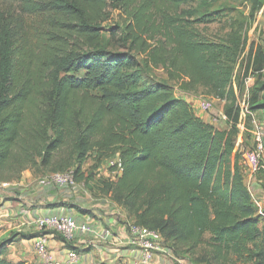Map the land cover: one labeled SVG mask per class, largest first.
I'll use <instances>...</instances> for the list:
<instances>
[{"label":"trees","instance_id":"1","mask_svg":"<svg viewBox=\"0 0 264 264\" xmlns=\"http://www.w3.org/2000/svg\"><path fill=\"white\" fill-rule=\"evenodd\" d=\"M10 1L20 12L0 16V182L18 181L26 170L34 178L72 170L90 192L82 164L91 156L98 171L116 156L120 173L110 167L98 184L127 223L157 231L189 264L177 246L207 248L201 260L264 264V217L243 164L255 140L246 123L236 144L243 112L234 91V83L240 91L253 79V98H264V47L248 44L261 1L252 0L247 21L225 42H211L192 26L214 20L210 13L189 9L183 19L176 12L191 0H109L128 14L126 34L145 62L161 63L180 89L206 87L224 102V128L204 122L167 84L142 82L132 57L97 46L108 0ZM35 14L48 17L49 40L36 55L24 17ZM157 36L163 39L154 46ZM82 44L94 50L82 52ZM19 234L0 240V264H31L3 257ZM39 234L75 251L55 231L37 230L33 238Z\"/></svg>","mask_w":264,"mask_h":264},{"label":"rangeland","instance_id":"2","mask_svg":"<svg viewBox=\"0 0 264 264\" xmlns=\"http://www.w3.org/2000/svg\"><path fill=\"white\" fill-rule=\"evenodd\" d=\"M263 4L262 9L257 13L255 18V25L253 30L248 32V44L253 41L260 43L264 47V0H260ZM19 2L10 0H0V16H8L9 14H18L20 12ZM255 5L252 0H191L186 4L181 5L176 11L183 19L187 18L186 11L189 9H197L200 14L210 13L214 20L208 23L200 22L192 24L194 30L199 34L201 39L211 42H225L227 36L231 33V30L238 27L243 22L247 21L248 16ZM26 28L28 31L29 48L31 54H38L43 49H46V44L49 42L45 30L48 28V17L43 14L25 15ZM160 20V17L157 18ZM192 19V18H190ZM128 24V14L122 9L119 4L113 2H107V7L104 13L102 22L99 29V41L98 47H102L110 53L127 54L132 57L137 65L135 71L139 73L142 82L147 83H165L171 87L174 94L185 96L189 101L192 98L206 99L212 102L213 108L209 114H217L218 110L224 105V102L217 99L211 94L206 87L196 86L192 90H183L179 88V81L174 78H169L166 75L164 66L161 63L154 64L153 62H145L139 52L134 48L130 37L126 34V25ZM163 39L161 36H157L154 41V46H157V42ZM45 43V44H44ZM153 45V41L150 42ZM167 49V48H166ZM94 50V47H88L84 44L81 45L80 51L89 52ZM17 68H20L17 66ZM253 79L246 80L243 88L238 91L234 83V91L239 106L243 112V120L240 124L242 131L244 125L249 126L251 137L254 131V122H259L264 129V98L255 100L253 98ZM179 95V96H180ZM261 96L263 94H260ZM191 102V101H190ZM262 107V108H260ZM218 127H222V121L217 122ZM239 126V129L241 128ZM241 131V132H242ZM250 137V142L252 138ZM94 161L92 157H88L82 164L84 176L90 180V192L83 189L80 184V188L75 187L73 191L72 187H67L69 195L73 199H82L84 203L93 205V208H99V205H105L108 202L106 195L100 190L98 179L100 177H108V168L98 170L93 168ZM112 176V175H111ZM39 177H22L20 176L18 181L8 182L9 185L3 186L0 182V195L4 202L8 197L14 198L20 195L21 187L19 184L23 182L27 185V191H34V189H40L38 179ZM23 181H22V180ZM54 190V189H53ZM92 190V191H91ZM27 191H22V194H28ZM10 193V195H8ZM15 199V198H14ZM2 208V207H1ZM0 208V209H1ZM21 237L26 235L21 232ZM25 235V236H23ZM177 250L181 255H184L192 264H224L221 261H212L210 256H206V260H201L207 248L199 246L197 248H185V246H177ZM199 259V260H198ZM189 264L188 261H186ZM176 264V261L174 262ZM185 264V263H184Z\"/></svg>","mask_w":264,"mask_h":264},{"label":"crops","instance_id":"3","mask_svg":"<svg viewBox=\"0 0 264 264\" xmlns=\"http://www.w3.org/2000/svg\"><path fill=\"white\" fill-rule=\"evenodd\" d=\"M180 95V94H179ZM183 97L191 104L195 114L200 117L204 122L211 123L207 114L200 111L199 100L200 98H192L190 101ZM217 113L223 114V109L218 110ZM222 121V120H221ZM223 126L225 123L222 121ZM218 125V124H217ZM242 126V125H241ZM240 126V127H241ZM242 127L237 140L240 141ZM264 161V152H263ZM245 165V175L247 177V185L249 191L254 199V202L259 212L264 217V172L251 173L243 158ZM105 165L98 170H103ZM33 176L29 170L22 173L21 178ZM33 179H35L33 177ZM22 180V179H21ZM23 181V180H22ZM21 187L20 195L18 197H8L4 202L0 195V240L9 237L12 233H20L17 235L15 242L9 246L4 253L3 257L11 262L25 261L31 264H37V258L33 248V233L37 231L34 226L27 223L30 216L38 214H51V213H73L75 217L82 221L88 216L81 215L75 209L68 207L66 204L69 202L76 204L78 207L92 211L96 217L93 219L95 224L99 227H109L112 230L113 237L107 241H101L93 235L76 234L72 239L70 245L74 248L75 252L79 255V262L81 264H132L138 257V251L134 249L129 243V234L126 228L127 217L126 211L117 207L113 203L99 205V208H93L88 203H84L82 199H73L65 189L53 190L49 188L34 189V191H27V185L23 182L19 184ZM22 191H27L28 194H22ZM10 195V193L8 194ZM11 196V195H10ZM54 203H62L54 204ZM23 212H26L25 215ZM23 232L25 235H32L31 238H21ZM49 250L52 255L61 259L67 252V246L53 235H49L48 239ZM187 264L186 260L180 259L176 264ZM149 264H164L160 257L155 258Z\"/></svg>","mask_w":264,"mask_h":264},{"label":"built area","instance_id":"4","mask_svg":"<svg viewBox=\"0 0 264 264\" xmlns=\"http://www.w3.org/2000/svg\"><path fill=\"white\" fill-rule=\"evenodd\" d=\"M249 80V79H247ZM200 111L207 114L209 120L216 124L223 120V114H209L213 108L211 101L206 99L199 100ZM254 122L253 137L255 146L251 150H247L243 154L244 162L251 173H255L260 169H264L263 152H264V129L259 122ZM239 143L237 140L236 144ZM106 168L114 167V174L121 171V160L119 157H113L104 164ZM39 188L65 189L72 187L80 188V184L76 183L73 177L72 170L66 172H56L38 179ZM3 186L9 185L8 182H3ZM83 186V184H81ZM105 204H110L106 202ZM27 215L26 212H23ZM27 220L28 225L34 226L37 230H51L59 233L67 240H71L76 234L93 235L101 241L110 240L113 237L112 230L109 227H99L93 222L92 218L87 217L85 220H78L73 213H51L38 214L30 216ZM126 228L129 234V243L138 251V257L132 264H149L155 258L160 257L164 264H174L180 259L172 252V250L163 244L161 235L152 229L140 226L133 222L126 223ZM49 234H39L33 238V248L37 258V264H81L79 255L73 250H67L65 256L61 259L55 258L48 245Z\"/></svg>","mask_w":264,"mask_h":264}]
</instances>
